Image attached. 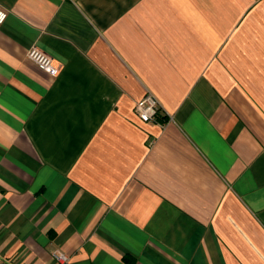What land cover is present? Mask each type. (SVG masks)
I'll return each instance as SVG.
<instances>
[{"label":"crops","instance_id":"0c3cea01","mask_svg":"<svg viewBox=\"0 0 264 264\" xmlns=\"http://www.w3.org/2000/svg\"><path fill=\"white\" fill-rule=\"evenodd\" d=\"M0 8L2 262L264 264V0Z\"/></svg>","mask_w":264,"mask_h":264},{"label":"built area","instance_id":"2783aa9c","mask_svg":"<svg viewBox=\"0 0 264 264\" xmlns=\"http://www.w3.org/2000/svg\"><path fill=\"white\" fill-rule=\"evenodd\" d=\"M7 18V11L0 8V25L4 24ZM27 57L41 70L47 72L52 77L59 75V65L52 57L41 51L38 47L34 46L30 48L27 53ZM135 111L143 123L156 122L161 118L162 113L164 114L159 100L151 92H148L140 101L135 104ZM165 119L163 118V121L166 122ZM52 256L54 258L55 264H71V257L63 251L56 250L53 252ZM0 264L5 263L0 260Z\"/></svg>","mask_w":264,"mask_h":264}]
</instances>
